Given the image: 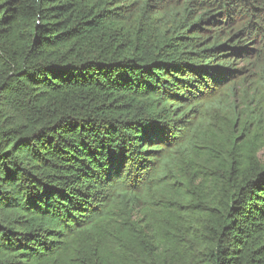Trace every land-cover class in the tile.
Segmentation results:
<instances>
[{
    "label": "trees",
    "instance_id": "obj_1",
    "mask_svg": "<svg viewBox=\"0 0 264 264\" xmlns=\"http://www.w3.org/2000/svg\"><path fill=\"white\" fill-rule=\"evenodd\" d=\"M0 264H264V0H0Z\"/></svg>",
    "mask_w": 264,
    "mask_h": 264
}]
</instances>
